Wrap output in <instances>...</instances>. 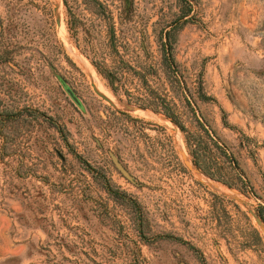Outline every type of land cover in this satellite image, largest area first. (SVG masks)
Here are the masks:
<instances>
[{
    "label": "rangeland",
    "instance_id": "1",
    "mask_svg": "<svg viewBox=\"0 0 264 264\" xmlns=\"http://www.w3.org/2000/svg\"><path fill=\"white\" fill-rule=\"evenodd\" d=\"M262 218L264 0H0V264H264Z\"/></svg>",
    "mask_w": 264,
    "mask_h": 264
},
{
    "label": "trees",
    "instance_id": "2",
    "mask_svg": "<svg viewBox=\"0 0 264 264\" xmlns=\"http://www.w3.org/2000/svg\"><path fill=\"white\" fill-rule=\"evenodd\" d=\"M165 54H166V59L169 61L170 58H171V56H170V52H169V49H166ZM170 62L173 63V59H172V58H171ZM171 119H172V121H174L175 123H177V121L174 119V117L171 116ZM204 131H205V129H204ZM205 132H206V131H205ZM206 133H207V132H206ZM213 142H214V141H213ZM214 144H216V146H218L217 143L214 142ZM192 154H193V156H194V158H195V163L200 167L201 162H200L199 159H198V153H196V152L194 151V153H192ZM232 161H233V159H232ZM234 162H235V161H234ZM262 219H264V218H262Z\"/></svg>",
    "mask_w": 264,
    "mask_h": 264
},
{
    "label": "water",
    "instance_id": "3",
    "mask_svg": "<svg viewBox=\"0 0 264 264\" xmlns=\"http://www.w3.org/2000/svg\"><path fill=\"white\" fill-rule=\"evenodd\" d=\"M112 155V154H111ZM112 158H113V160H114V162H115V164L119 167V169H121V171H123L124 172V170L122 169V167H121V165L119 164V162L117 161V159L115 158V156L114 155H112ZM125 173V172H124Z\"/></svg>",
    "mask_w": 264,
    "mask_h": 264
},
{
    "label": "bare ground",
    "instance_id": "4",
    "mask_svg": "<svg viewBox=\"0 0 264 264\" xmlns=\"http://www.w3.org/2000/svg\"><path fill=\"white\" fill-rule=\"evenodd\" d=\"M139 110H140V109H139ZM140 111H141L140 113H141L142 115H145V116L150 115L149 112H146L145 110H144V111H143V110H140Z\"/></svg>",
    "mask_w": 264,
    "mask_h": 264
}]
</instances>
